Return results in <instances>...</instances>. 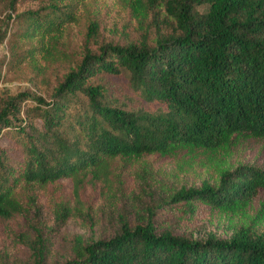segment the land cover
I'll return each mask as SVG.
<instances>
[{
    "label": "trees",
    "instance_id": "16d2710c",
    "mask_svg": "<svg viewBox=\"0 0 264 264\" xmlns=\"http://www.w3.org/2000/svg\"><path fill=\"white\" fill-rule=\"evenodd\" d=\"M63 1L45 13L18 15L26 22L18 37L32 44L30 54L73 20ZM129 2L139 12L163 4L173 30L160 33L155 46L103 45L83 57L50 100L20 92L0 107V221L9 230L37 207L36 187L49 184L60 189L71 183L67 198H55L59 220L82 215L95 190L112 189L115 157L163 155L179 147L211 150L238 136L264 137V0ZM7 38L0 32V44ZM123 71L141 96L166 109L149 113L108 104L104 87L91 79ZM8 134L11 141L1 143ZM262 192L264 170L241 165L223 173L218 186L183 188L170 202L181 218L198 221L212 210L233 212ZM66 264H264V234L246 226L229 239L197 241L160 232L148 218L135 226L125 222L109 239L85 243L77 237Z\"/></svg>",
    "mask_w": 264,
    "mask_h": 264
},
{
    "label": "rangeland",
    "instance_id": "374dc122",
    "mask_svg": "<svg viewBox=\"0 0 264 264\" xmlns=\"http://www.w3.org/2000/svg\"><path fill=\"white\" fill-rule=\"evenodd\" d=\"M55 1L16 0L12 4V0H0V32L8 35L0 44V107L7 96L20 92L50 100L86 54H97L108 43L127 46L146 42L155 46L158 35L171 32L174 26L163 4L139 12L129 0H64L62 9H71L73 20L63 24L32 55V44L18 37L26 24L18 15L45 13ZM91 83L104 87L105 101L112 106L149 113L166 109L165 104L141 96L126 71L99 74ZM36 123L40 125L39 120ZM11 135L4 136L1 143H9ZM241 165L264 170V137L238 136L230 145L211 150L179 147L163 155L115 157L110 160L112 189L95 190L86 200L82 215L63 220L58 218L55 198H67L71 183L60 189L56 184L36 187V208L19 217L11 230L0 221V264H66L73 258L77 237L85 243L109 239L125 222L135 226L148 218L160 232L170 231L197 241L210 236L229 239L246 226L264 234V192L233 212L212 210L198 221L181 218L170 202L183 188L199 189L204 182L218 186L223 173ZM20 196L28 201L26 190H21ZM45 251L46 257L39 262Z\"/></svg>",
    "mask_w": 264,
    "mask_h": 264
}]
</instances>
